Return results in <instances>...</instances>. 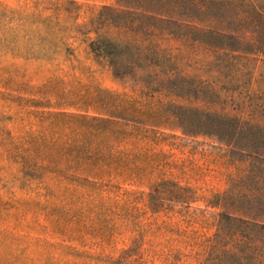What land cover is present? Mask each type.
I'll list each match as a JSON object with an SVG mask.
<instances>
[{
	"label": "rangeland",
	"instance_id": "1",
	"mask_svg": "<svg viewBox=\"0 0 264 264\" xmlns=\"http://www.w3.org/2000/svg\"><path fill=\"white\" fill-rule=\"evenodd\" d=\"M122 4L0 0V264H169L197 252L219 212L209 200L243 165L157 112L172 103L264 127L263 57L131 38ZM90 44H160L185 95L139 96ZM160 182L189 190L190 202L164 199L152 212Z\"/></svg>",
	"mask_w": 264,
	"mask_h": 264
},
{
	"label": "trees",
	"instance_id": "2",
	"mask_svg": "<svg viewBox=\"0 0 264 264\" xmlns=\"http://www.w3.org/2000/svg\"><path fill=\"white\" fill-rule=\"evenodd\" d=\"M121 1L125 11L115 17H121L120 23L131 38L188 43L222 59L242 55L264 58V0ZM130 17H135L136 25L132 26ZM89 52L141 97L185 95L175 56L160 44H90ZM157 114L171 117L184 135L214 138L243 165L240 173L228 180V187L208 202L219 209L210 236L193 254L168 256L169 264H264V127L172 103L162 106ZM164 183L152 188V212L165 211L164 199L184 205L190 202L189 190L175 184L176 190H166ZM108 264L125 263L111 260Z\"/></svg>",
	"mask_w": 264,
	"mask_h": 264
}]
</instances>
